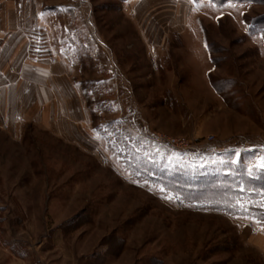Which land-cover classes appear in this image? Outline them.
<instances>
[{"label":"rangeland","instance_id":"obj_1","mask_svg":"<svg viewBox=\"0 0 264 264\" xmlns=\"http://www.w3.org/2000/svg\"><path fill=\"white\" fill-rule=\"evenodd\" d=\"M126 1L67 7L90 130L0 125V264H264V0Z\"/></svg>","mask_w":264,"mask_h":264},{"label":"crops","instance_id":"obj_2","mask_svg":"<svg viewBox=\"0 0 264 264\" xmlns=\"http://www.w3.org/2000/svg\"><path fill=\"white\" fill-rule=\"evenodd\" d=\"M71 2L0 0V125L8 130L30 123L58 136L90 130L87 102L65 57Z\"/></svg>","mask_w":264,"mask_h":264},{"label":"built area","instance_id":"obj_3","mask_svg":"<svg viewBox=\"0 0 264 264\" xmlns=\"http://www.w3.org/2000/svg\"><path fill=\"white\" fill-rule=\"evenodd\" d=\"M162 141V140H161ZM169 142V143H168ZM167 143L168 144H170V145H172V146H176V147H180L179 145H178V142H177V140L175 139V140H170V141H168Z\"/></svg>","mask_w":264,"mask_h":264},{"label":"trees","instance_id":"obj_4","mask_svg":"<svg viewBox=\"0 0 264 264\" xmlns=\"http://www.w3.org/2000/svg\"><path fill=\"white\" fill-rule=\"evenodd\" d=\"M1 40H0V47H1ZM259 185H263V187H264V181L263 182H261ZM258 186V185H257ZM259 187V186H258ZM247 189H250V188H247ZM261 219V218H260ZM263 220H264V218H262Z\"/></svg>","mask_w":264,"mask_h":264},{"label":"snow or ice","instance_id":"obj_5","mask_svg":"<svg viewBox=\"0 0 264 264\" xmlns=\"http://www.w3.org/2000/svg\"><path fill=\"white\" fill-rule=\"evenodd\" d=\"M260 167H261V168H264V164H261Z\"/></svg>","mask_w":264,"mask_h":264}]
</instances>
